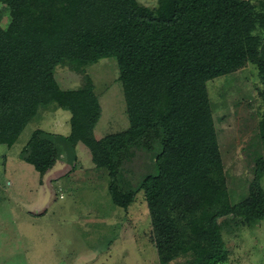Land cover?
<instances>
[{
	"label": "trees",
	"instance_id": "16d2710c",
	"mask_svg": "<svg viewBox=\"0 0 264 264\" xmlns=\"http://www.w3.org/2000/svg\"><path fill=\"white\" fill-rule=\"evenodd\" d=\"M2 2L11 22L0 26V144L12 145L39 107L68 111L69 134L34 130L22 159L42 174L61 155L60 140L71 152L82 143L92 163L107 170L114 205L125 209L143 192L161 264L177 257L184 264L225 262L220 219L232 216L238 226L246 216L264 218V158L255 160L248 198L231 204L213 158L205 82L257 63L260 53L264 58L251 36L256 19L249 2L161 0L153 9L137 0ZM102 58L117 62L129 127L91 140L87 133L100 112L94 94L90 87L61 90L53 70ZM258 63L264 80V60ZM258 130L264 141V112ZM137 149L148 152L152 169L133 186L123 166Z\"/></svg>",
	"mask_w": 264,
	"mask_h": 264
},
{
	"label": "rangeland",
	"instance_id": "374dc122",
	"mask_svg": "<svg viewBox=\"0 0 264 264\" xmlns=\"http://www.w3.org/2000/svg\"><path fill=\"white\" fill-rule=\"evenodd\" d=\"M137 1L151 9L161 2ZM246 1L256 19L251 36L261 52L264 0ZM10 22V8L0 0L1 28L7 29ZM260 54L258 62H263ZM258 62L249 61L238 70L205 82L204 97L216 133L213 158L223 171L231 204L248 198L255 160L264 158V141L258 130L264 112V80ZM53 76L61 90L90 87L100 112L87 133L89 139L100 140L128 129L114 58L58 65ZM69 117L68 111H56L50 105L39 107L12 145L0 144V264H161L143 192L139 191L125 209L114 205L108 192V172L92 163L85 145L78 142L71 152L60 140L64 150L42 174L22 159L34 130L68 135ZM31 153L27 149L26 157ZM151 162L148 152L137 149L123 166L124 179L134 186L145 171H151ZM261 185L264 189V177ZM238 220L236 226L232 216L220 219L229 254L219 264H264V218L246 216ZM165 261L184 264L185 258Z\"/></svg>",
	"mask_w": 264,
	"mask_h": 264
}]
</instances>
